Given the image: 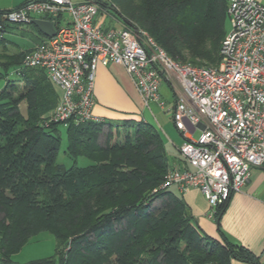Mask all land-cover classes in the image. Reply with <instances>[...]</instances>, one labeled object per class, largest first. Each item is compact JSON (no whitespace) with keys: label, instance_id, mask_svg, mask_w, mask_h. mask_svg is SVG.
<instances>
[{"label":"trees","instance_id":"trees-1","mask_svg":"<svg viewBox=\"0 0 264 264\" xmlns=\"http://www.w3.org/2000/svg\"><path fill=\"white\" fill-rule=\"evenodd\" d=\"M95 1L145 30L175 60H220L227 0H111L118 8ZM17 26L0 20V264H15L11 255L43 231L58 241L54 257L27 264H257L220 229L227 200L215 207L218 236L211 237L195 226L180 195L159 188L171 166L151 124L125 120L121 140L100 145L104 119L48 121L59 89L42 69L21 67L30 46L7 51L4 36ZM119 125L109 124L116 132ZM62 144L69 165L58 161Z\"/></svg>","mask_w":264,"mask_h":264},{"label":"built area","instance_id":"built-area-1","mask_svg":"<svg viewBox=\"0 0 264 264\" xmlns=\"http://www.w3.org/2000/svg\"><path fill=\"white\" fill-rule=\"evenodd\" d=\"M99 12L95 0H24L0 12V20L18 26L33 18L54 22V35L31 45L21 62L22 68L42 69L59 89L48 121L101 119L92 113L98 65L122 66L145 105L164 106L159 86L169 82L177 94L168 111L182 135L177 151L185 166L171 167L159 188H196L213 215L246 184L252 167L264 166V4L227 0L229 28L215 66L175 60L139 27L96 23Z\"/></svg>","mask_w":264,"mask_h":264},{"label":"crops","instance_id":"crops-1","mask_svg":"<svg viewBox=\"0 0 264 264\" xmlns=\"http://www.w3.org/2000/svg\"><path fill=\"white\" fill-rule=\"evenodd\" d=\"M3 1H0V10L14 8L24 0ZM257 1L264 4V0ZM106 15L110 20L109 24L105 21L99 22L98 19L96 23L108 27L121 25V21L113 14L106 13ZM113 20L115 23L112 22ZM159 94L164 101V106L161 107L156 101H150L148 105H145L130 76L122 66L114 63L106 66L98 65L95 72L92 113L106 122L101 127L100 134L104 131L114 137L117 132L120 137L124 135L126 126L129 125H123L125 120L151 124L159 134L165 152L173 150L176 154L175 157H170L172 160L169 163L170 166L183 167L185 163L177 151L182 135L174 127L168 111V108L175 103L177 92L169 82L162 80ZM109 124L122 125L117 127L116 132L115 127H110ZM171 189L182 197L188 211L193 216L195 226L205 234L217 237V224L213 215H210L211 207L201 191L189 188L179 193L175 186ZM219 218L220 229L228 240L244 246L256 256L257 264H264V166L251 168L248 181L239 192L230 195ZM230 264L255 263L231 259Z\"/></svg>","mask_w":264,"mask_h":264},{"label":"rangeland","instance_id":"rangeland-1","mask_svg":"<svg viewBox=\"0 0 264 264\" xmlns=\"http://www.w3.org/2000/svg\"><path fill=\"white\" fill-rule=\"evenodd\" d=\"M1 2H4L3 0H0ZM73 2H77L80 0H71ZM106 2H108V4H110L111 7L113 8H118V5H116L114 2H112L111 0H104ZM99 9L100 12L97 15V19L98 21H105L106 24H109L110 20L108 18V16L106 15V13H104V7L99 3ZM3 5V4H1ZM111 10V9H110ZM112 12V10H111ZM113 13V12H112ZM114 14V13H113ZM112 22L115 23V21L113 20ZM114 25V24H113ZM226 30L229 28V21L228 18L226 20ZM42 35H40L39 31L37 30V28L34 25H22V26H17L15 29H13L11 32H8L5 34V38L7 39L8 42L7 43V51L8 52H18V51H22L25 48H28V45L33 43H37L39 38ZM32 44V45H33ZM108 132L105 133L104 131L102 132V134L97 136V142L100 145H104L106 142H109L110 144L113 142H117L120 141L121 139L120 134L117 132V134L114 136H108ZM130 134H132V131H130ZM199 132L198 130L194 131L193 133V137L196 138L198 136ZM123 138V137H122ZM109 139V140H108ZM120 139V140H119ZM63 146L64 144H62V148L59 150V154H58V161L63 162L65 165H69L70 164V159L65 156V154L63 155L62 151H63ZM166 155L168 156V162L171 163V158L170 157H175L176 154L175 152L172 151H168L166 150ZM81 165H85L87 163V160L84 158L80 159L79 162ZM58 247V241L54 238V236L46 231L43 232H39L36 235L32 236L22 247L19 251H17L16 253L11 255V261L15 264H27L32 260H36V258H45L48 256H52L55 254V249ZM56 259V257H55Z\"/></svg>","mask_w":264,"mask_h":264},{"label":"water","instance_id":"water-1","mask_svg":"<svg viewBox=\"0 0 264 264\" xmlns=\"http://www.w3.org/2000/svg\"><path fill=\"white\" fill-rule=\"evenodd\" d=\"M32 24L44 35L52 36L55 33V25L51 20L41 18H33Z\"/></svg>","mask_w":264,"mask_h":264}]
</instances>
